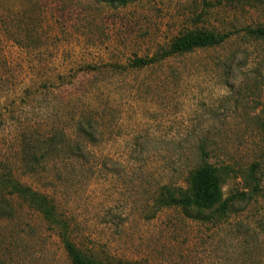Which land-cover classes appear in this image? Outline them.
I'll return each instance as SVG.
<instances>
[{"label": "rangeland", "instance_id": "rangeland-1", "mask_svg": "<svg viewBox=\"0 0 264 264\" xmlns=\"http://www.w3.org/2000/svg\"><path fill=\"white\" fill-rule=\"evenodd\" d=\"M260 26L264 0H0V177L53 199L77 247L105 263L264 264V38L251 33ZM202 29L226 38L130 67ZM88 118L85 159L48 157L28 171L36 141L59 131L67 156ZM201 143L220 201L162 204L167 188L192 194ZM0 264H70L55 230L8 189Z\"/></svg>", "mask_w": 264, "mask_h": 264}, {"label": "trees", "instance_id": "trees-1", "mask_svg": "<svg viewBox=\"0 0 264 264\" xmlns=\"http://www.w3.org/2000/svg\"><path fill=\"white\" fill-rule=\"evenodd\" d=\"M106 1L109 4L125 6L129 0H97ZM251 33L256 36L264 38V26L257 27L251 30ZM226 35L218 34L210 30H193L185 32L177 36L171 43L168 50L163 52L161 56H151L146 58L135 57L131 62L130 67L133 69L148 68L156 63H159L167 58L173 56L183 55L193 52L196 49L206 48L222 43ZM114 69V65H112ZM95 69V68H94ZM93 121L88 118L77 124L74 135H77V141L72 143L73 148L66 152L61 149L63 145L64 134L59 131L51 133L50 136L36 141L25 155V166L28 171L35 172L47 161L48 157H72L85 159L89 152H84V147L81 146L79 139L83 141L94 142L95 129ZM68 137V136H67ZM71 139L75 138L73 135L69 136ZM198 159L199 165L190 171L191 180L193 182L192 194H189L182 188H174L170 190L167 188L161 195L162 204L176 205L183 208H190L196 206L198 208H210L221 199V190L215 175V169L207 163L208 152L205 150L204 145L201 143L198 146ZM65 155V156H64ZM51 159V158H50ZM250 179L254 182V175L249 174ZM254 187H256L254 183ZM257 188V187H256ZM0 189H8L10 194L21 198L24 203L37 211L41 217L46 220L52 229L55 230L57 236L61 240L70 264H109L95 259L91 255L83 253L70 237L69 225L64 219L63 214L57 210V206L53 199L49 198L46 194L40 193L30 187L14 180L11 176L0 177ZM242 193L234 194L225 198L220 204V210L225 211L229 202L235 198H240Z\"/></svg>", "mask_w": 264, "mask_h": 264}]
</instances>
